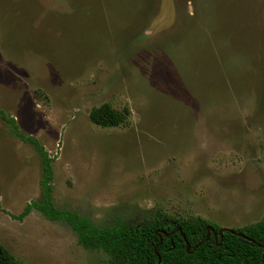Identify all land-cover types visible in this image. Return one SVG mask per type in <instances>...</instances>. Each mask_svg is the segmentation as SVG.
Wrapping results in <instances>:
<instances>
[{
	"label": "rangeland",
	"instance_id": "374dc122",
	"mask_svg": "<svg viewBox=\"0 0 264 264\" xmlns=\"http://www.w3.org/2000/svg\"><path fill=\"white\" fill-rule=\"evenodd\" d=\"M104 102L126 122L94 124ZM0 107L55 157V205L97 226L264 216V0H0ZM42 175L0 117V243L22 264H107L66 222L12 216Z\"/></svg>",
	"mask_w": 264,
	"mask_h": 264
},
{
	"label": "trees",
	"instance_id": "16d2710c",
	"mask_svg": "<svg viewBox=\"0 0 264 264\" xmlns=\"http://www.w3.org/2000/svg\"><path fill=\"white\" fill-rule=\"evenodd\" d=\"M129 114V108L120 111L104 102L91 109L89 118L101 127H113L124 124ZM0 117L14 135L34 147L43 170L41 200L26 203L20 213L12 214L14 218L23 220L36 210L48 220L64 221L84 247L104 250L107 264H264V216L243 227L223 228L199 215L176 217L159 208L136 224L117 218L112 226H97L74 210L57 207L53 200L55 157L36 136L22 132L17 119L1 107ZM0 264L22 262L0 243Z\"/></svg>",
	"mask_w": 264,
	"mask_h": 264
},
{
	"label": "water",
	"instance_id": "95a60500",
	"mask_svg": "<svg viewBox=\"0 0 264 264\" xmlns=\"http://www.w3.org/2000/svg\"><path fill=\"white\" fill-rule=\"evenodd\" d=\"M207 228H208V230H211L212 226H208ZM208 235H209V233H208ZM188 249H189V246H188Z\"/></svg>",
	"mask_w": 264,
	"mask_h": 264
}]
</instances>
